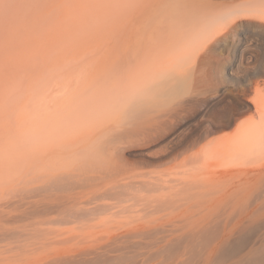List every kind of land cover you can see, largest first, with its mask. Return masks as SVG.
I'll return each mask as SVG.
<instances>
[{
  "label": "rangeland",
  "instance_id": "374dc122",
  "mask_svg": "<svg viewBox=\"0 0 264 264\" xmlns=\"http://www.w3.org/2000/svg\"><path fill=\"white\" fill-rule=\"evenodd\" d=\"M252 1L251 7L264 8V0H197V3L204 11H211L236 9L239 5ZM138 3L141 1L0 0V264H264V259H262V257L264 258L263 183L260 182L261 184L259 183L250 190L244 191L245 195L243 192L237 193L231 198H225L221 201V197L219 199L217 194H214L215 196L210 194V198L213 196L219 201L215 199L213 201V198L210 199L204 194L201 196L202 199L204 196L206 197H204L203 202L198 195L196 198L193 195L194 199L192 197L189 203L184 199H180L178 202L179 197L171 195V189L163 188L166 191L164 193L163 190L159 189L163 186L161 184L157 186L159 181L161 182L159 179L162 175H165L162 177L166 179L176 177L180 170L176 165L180 160V157L176 158V149L178 151V148L173 145L170 138L165 140V143L162 142L163 144L159 143L147 147L135 143H130L131 146H129L130 144L127 145V142L120 144L125 147L121 151L120 158L125 165L127 163L126 167L132 169V173L137 171L138 173H145L146 175L143 174V177L138 175L137 181L144 179L147 183L143 181L144 184L141 182L137 185L132 184L136 187L134 189L130 184L132 188L130 185H128L130 188L125 187L129 188L128 191L120 187L117 193L116 189L113 191V188L107 195L98 194L92 198L93 193L89 188H85L84 192L82 190V196L80 195L76 199V201L78 200L77 204L72 209L73 212L79 213L78 218L75 217L77 216L75 213L56 214L52 212L53 217H48V211L45 212L44 206L48 202L47 196L51 192L48 188L50 185L48 182L57 179L58 175L57 178L55 176L61 170L82 173L84 168L82 174L86 176L87 174L90 176L98 173L99 171L96 170L92 172L95 166L97 169L100 166L105 168V165L108 164L104 162L108 155L104 153L100 157L103 151L100 152L99 150L98 152L97 148L98 142L100 143L104 139L102 134L106 130L109 131L111 127L114 129L110 130L111 134L110 131L106 133L111 139L106 135L105 137L112 141L110 143L109 140L104 139L102 144L105 145L116 143L117 137L120 138L124 133L125 112L121 108L110 107L105 109L108 112L105 117L106 120L103 118L106 115L105 110L99 115H91L92 123L96 119L99 122L101 118L105 121L111 120L107 121L108 123L102 121L101 124L99 122L94 126L96 121L93 125L91 123V126L88 124L89 121L91 122L89 118V120H84V122L86 121V128L83 120H75L72 118V113L69 112L68 115L67 113L69 104L77 103L75 101L77 97L74 95L76 87L80 83H89L88 80L84 79L79 81L80 78L77 74L80 70L76 72L78 68L75 64L84 61L85 63L86 61L91 62L97 48L107 47L108 43L120 40L121 31L129 28L130 25L136 27L137 15L141 8ZM234 38L230 37L229 39L235 40ZM231 45L227 44L228 48L226 45L220 46L215 54L200 61V66L202 65L200 74L206 79L204 81L209 82L210 78L222 73V63L232 57L233 47ZM190 51V49L180 51L179 56L184 60H189ZM65 64L68 66L64 67ZM71 72L73 75L70 74ZM61 73L66 75L63 76V79L66 78L63 82H61L62 79L60 80L62 78ZM70 75L72 76L70 77ZM73 76L76 77L75 80H73ZM47 78H51L49 82H46ZM76 79L79 84L76 83ZM72 80L73 84H77H75L76 86L72 85ZM50 81L54 86L48 85V83L51 84ZM64 82H67L66 85ZM67 84H69L70 90H74L69 91L65 87H68ZM49 86H52V89L57 87V90L48 92L52 90L49 89ZM65 88L67 92H65ZM58 90H61V93ZM44 91L45 93H43ZM55 91L58 92V95L61 94L62 100L60 101L59 97H54L49 102L51 95L49 93L53 92L54 95L53 93L52 95L55 96ZM62 92L68 95L66 96ZM52 95L51 97H53ZM43 99H48L45 101L51 103V106L49 103L48 105L44 103ZM54 99L56 103L59 102L58 105L55 102L52 103ZM46 105L47 109L45 108ZM49 108L51 113L46 111ZM74 109L75 107H73ZM110 110L111 112H109ZM36 111L37 113H35ZM41 112L43 114L46 112V119L44 116H41V120L39 119ZM34 113L38 115V118ZM31 119L35 124L32 125ZM72 121L78 122L74 124ZM49 122L52 124L47 126ZM70 124L71 128L65 130L66 127H70ZM79 124L83 125L80 126ZM32 126H36L34 131L38 132H35L37 143L35 144V151L31 150L34 153L30 151L29 140V138L31 139L29 132L31 130L30 133H32ZM83 126L86 130L81 128ZM44 127H49L46 130L51 131L45 133ZM117 127H122L123 131ZM115 128L119 133L117 130L115 131ZM41 129L44 130L42 135ZM58 131L63 137L56 136L59 134ZM43 134H45L44 137H42ZM224 135L228 134L221 133L218 134V137ZM49 136L50 138H48ZM96 137L101 139L97 140L98 146L88 147V144L96 143ZM79 148H84L82 149L84 150L82 151L83 154L88 153V150L92 151L91 148L100 153L94 156L101 159V161L98 160L101 165L98 162V167V164L95 163L97 160L93 155L92 157L96 161L91 159L89 154H94L93 151H89L90 153L87 154L89 156L86 154L83 156L80 151V153L78 151L74 153ZM76 153L77 155L78 153L79 155L82 154L83 158L77 156ZM70 155H76L77 159L82 158L83 161L78 159L80 162H75ZM85 156L87 157L85 158ZM87 158L89 165L86 169L87 162L85 160ZM30 159L34 162L32 163ZM92 161L95 164H92ZM79 163H83V166ZM103 163L107 164L102 165ZM91 164L94 168H91L92 171L90 172L88 170L92 167ZM61 165H64L66 169ZM224 167L219 166L217 169ZM78 168L80 169L77 170ZM100 169L101 167L98 170ZM150 172L156 175H152ZM160 173H162L161 176ZM151 175L159 177L153 179ZM149 178L153 182H150ZM49 179L50 181H48ZM152 183L157 187L153 186V189ZM41 184H44V187ZM139 184L143 186L140 187ZM45 187H47V191H45ZM167 191L170 193L167 194ZM86 192L87 195H85ZM111 192L112 194H109ZM33 197L34 204L32 202ZM81 198H85V203L86 201L89 203L83 204L84 201ZM87 198L88 200H86ZM94 198H98V201L96 202ZM207 199L212 202H207ZM136 201L138 202L136 203ZM109 203H113L114 207ZM92 205L93 208L98 207L95 208L98 212L95 209L93 212ZM167 205L169 207H166ZM154 206L156 209L153 208ZM99 209L101 210L99 211ZM85 210L87 211L84 213ZM82 212L83 214H81ZM34 215L38 218H34Z\"/></svg>",
  "mask_w": 264,
  "mask_h": 264
},
{
  "label": "bare ground",
  "instance_id": "6f19581e",
  "mask_svg": "<svg viewBox=\"0 0 264 264\" xmlns=\"http://www.w3.org/2000/svg\"><path fill=\"white\" fill-rule=\"evenodd\" d=\"M140 1L141 3L138 4L141 5V8L137 15L136 27L130 25L129 28L121 31V38L119 37L120 40L108 43L107 47L104 45L105 47L97 48L95 50L93 60H90L91 62L86 61L85 63L84 61L75 64L78 68L76 72L80 70L78 74L76 73L80 78L79 81L84 79L88 80L89 83L79 84L77 79V82L74 81L79 84L74 93L77 97L75 100L77 103L69 104L70 107L67 113V115L69 112L72 113V118L75 120H83L86 128V121L84 122V120H89L91 115H99L105 109L110 107L121 108L125 112V123L123 122V130L125 129L124 133H122L123 135L120 138L117 137L118 141L114 139L116 143L113 142L110 144L112 140L110 141L106 138L109 136L108 134L107 136L106 133L110 130H114L111 127L109 131L106 130L107 132L105 131L104 134H102L103 136L101 135L104 139L110 141L109 144H102V142L104 143V139L101 136L100 137L103 140L96 137V143H94L97 144V140L100 139L101 142H98L99 146L98 144L95 146H93L94 144L92 143L91 145L88 144V147L98 146V152L99 150L100 152L103 151L100 157H102L104 153L108 155L107 156L105 154L107 159L104 160V162H107L108 164L103 163L102 165L107 164L105 165V168L104 166L103 168L100 166L101 169L98 170L100 168L99 163L101 159L94 156L95 154L97 155L98 152L95 150L93 151V148H91L94 153L91 154L90 152L92 151L88 150V153H90L89 155H91V159L93 158V155L97 160L96 161L93 158V161L95 160L96 162H94L97 163L99 167L97 169V166H95V169L92 171L91 168H94L92 164H95L92 161V167L89 166L90 170L88 171L94 172V170H96L97 172L99 171L98 173L90 176L87 174L86 176L85 174H82L85 170L84 168L82 173L61 170L59 174H56L55 176L57 178L58 175L57 179L53 178L55 180L48 182L50 184L48 188L51 192L47 196L48 202L45 203L44 206L45 212L48 211V217H53L52 212L56 214H63V212L75 213L72 209L77 204L76 202L78 200L76 201V199L79 198L80 195L82 196V190L84 192L85 188H89L93 193V195H91L92 198V196H98V194L107 195V193L112 191L111 189L113 188V191L116 189L117 193V190H119L120 187L125 188L130 184L137 185L140 182L141 184H144L145 182L147 183L144 179L137 181V176L141 175V177H143L142 175L145 173H138V171L132 173L133 170L128 169V166L126 167L127 163L125 165L123 160L120 158L121 151L125 148L120 144H126V142L128 143L127 145L135 143L137 145L147 147L151 145L155 146L156 144H161L162 142L165 143V140L168 138L171 139L173 145L178 148V151L176 149V158L180 157V160L176 165L180 170L178 171V176L167 179L163 178L165 175L160 173V176L162 175L163 177H160L161 179L159 180H161V182L159 181L157 186H160L161 184L163 187H158L161 190H163V188L169 190L171 189V195L173 194L179 197L178 202L180 199H184V201L186 200L187 203H189L191 202L192 197L194 199V196L196 198V195L201 197L204 194H206V197L209 196L208 198H210V194H217L219 199L221 197V201L225 198H231L237 193L240 194L243 192L245 195L244 191L250 190V188L257 186L260 182L264 185V8L251 7V5H253L252 1L245 2L242 5H239L236 9L204 11V9H202L197 3V0ZM230 37H235V40H230ZM227 44H232V53L230 52L232 57L222 63L223 66H221V69L223 70L221 74H216L214 77L209 79V82L204 81L206 79H204L203 75L200 74L202 70L200 61L212 56L217 52L220 46H227ZM186 49L191 50L189 60H184L179 56L180 51ZM65 65L66 66L64 67L68 66L67 64ZM72 72L70 74L73 75ZM60 75L62 76V78H60V80L62 79L61 82H63V80L65 81L66 78L63 79V76H66L65 73H61ZM72 75H70V77ZM77 75L74 76L77 77ZM74 76L72 78H74ZM75 78L73 80H75ZM49 79L46 82H49ZM56 79L58 80V78ZM73 80L72 85L76 86L77 84H73ZM51 81V84L48 83V85H52ZM69 84H67L68 87H65L68 88L69 91L74 90H70ZM51 87L49 86V89H52ZM55 89L53 87V89L48 92H54ZM61 90H58L60 91L59 93H61ZM65 92H67V89ZM65 92H62V94H65ZM43 93H45V91ZM52 93L49 94L52 95ZM57 93L55 91L56 95L53 96V93V97L50 95L49 102H51V99L54 97H59L60 101L62 100L63 97H61V94L58 95ZM45 100L47 101L48 99H43L42 101L46 103ZM54 100H52V103H56V100ZM48 103L46 104L48 105ZM49 104L51 106V103ZM56 104L58 105L59 102ZM47 105L46 107H43L47 109ZM73 107H75L74 110ZM46 111L51 113L50 108ZM118 111L120 112L121 110ZM109 112H111V110ZM35 113H37V111ZM35 113L34 115H36ZM45 113L40 115V120L41 116L45 117L47 115H45ZM105 113L106 115H104L103 118L108 115L107 111ZM36 116L38 118V115ZM52 118L54 119V117ZM92 119L90 118L91 122L87 121L88 124L91 125ZM105 120H102L101 118V120L99 119V122L101 123ZM51 121L53 122V120ZM107 121L105 122L108 123ZM77 122L75 121V123ZM99 122L97 119L93 121L94 126ZM31 123L32 125L35 124L33 121ZM42 123H40V126H42ZM48 124L47 126H50L52 123L49 122ZM120 124H122V122ZM82 125L83 124L80 126ZM84 126L81 128H84ZM34 127L36 130L37 127L32 126V133H30L31 130L29 132L31 135V139L29 138L31 145L30 151H35V144H37L35 141V132L37 131H34ZM47 128L44 127L45 130ZM67 128H71V124L70 127H66L65 130ZM94 128L92 129L93 132ZM117 128L122 130V127ZM116 130L117 129L115 128V131ZM43 131L44 130L40 131L41 135ZM48 131L46 130L44 132L48 133ZM58 132L59 134L56 135L57 137L58 135L60 136V131ZM117 133H119L118 130ZM221 133H227L228 135L218 137V134ZM44 135L45 134H43L42 137H44ZM50 136L48 138H50ZM108 138L111 139V137ZM131 144L129 146H131ZM82 149L84 148H79L75 150L74 153L76 151H80L82 153V151H84ZM88 153L85 154L87 155ZM82 154L79 156L83 158L85 154H83V156ZM75 156H71L75 162L79 160L83 161L82 158H78V160L76 158L77 156ZM87 156H85V158ZM35 158L38 159L39 157ZM99 159L100 161H98ZM87 160L89 159L87 158L85 161L87 162ZM33 162L34 161H32V163ZM83 163L79 164L82 165ZM87 163L86 169L89 165V163ZM36 166L38 165L36 164ZM61 166L64 167V165ZM219 166L226 167L217 169ZM76 168L74 169L76 170ZM134 168L135 167H133V169ZM64 169L66 168L64 167ZM79 169L80 168L77 170ZM31 172H33L32 169ZM90 172L88 173L90 174ZM152 172H150L152 175H156L153 174L155 171L153 173ZM155 177L158 179L159 176ZM155 177L152 176L151 178L154 179ZM151 178H149V181L153 182L151 181ZM48 181H50V179ZM41 185L44 187V184ZM132 186L133 189L136 188L134 187L135 185ZM142 186L140 185V187ZM151 186L153 188L155 184L153 185L152 183ZM45 188V191H47V187ZM129 188H125L126 191H128ZM163 191L164 193L166 192L165 190ZM87 192L84 194L87 195ZM169 193L170 192L167 194ZM109 194H112V192ZM34 197L32 202L34 201ZM204 197L203 199L201 197V202L204 201ZM88 198L86 200H88ZM98 198H94L96 202L98 201ZM211 198H213V196ZM215 198L216 197L213 198V201L216 200ZM84 199L82 200L84 201ZM139 199L142 198L139 197ZM208 201L212 202L207 199V202ZM137 202L138 201H136V203ZM152 202L155 201L152 200ZM198 202H200V200H198ZM34 203L35 202H33V204ZM84 203L85 201L83 204ZM80 204L83 205L82 203ZM109 204L112 205L113 203ZM100 205L102 206V204ZM155 206L153 208H155ZM112 207L114 206L112 205ZM166 207H169V205ZM95 208H93L92 205L93 212L97 211L96 209L98 207L96 209ZM100 210L101 209H99V211ZM86 211L87 210H85L84 213ZM75 214H77V212ZM81 214H83V212ZM78 216L79 213L75 217L78 218ZM34 218H38V216L35 217L34 215ZM48 220L50 221L51 219ZM89 220L91 219L89 218ZM71 221H73V219H71ZM262 259L264 258L262 257Z\"/></svg>",
  "mask_w": 264,
  "mask_h": 264
}]
</instances>
